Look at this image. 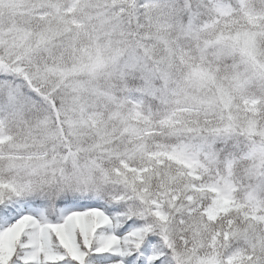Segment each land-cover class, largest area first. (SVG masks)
Masks as SVG:
<instances>
[{
	"label": "snow or ice",
	"instance_id": "6c2138e0",
	"mask_svg": "<svg viewBox=\"0 0 264 264\" xmlns=\"http://www.w3.org/2000/svg\"><path fill=\"white\" fill-rule=\"evenodd\" d=\"M0 264H264V0H0Z\"/></svg>",
	"mask_w": 264,
	"mask_h": 264
}]
</instances>
